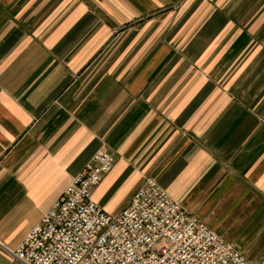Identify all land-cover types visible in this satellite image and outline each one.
<instances>
[{
  "label": "crops",
  "instance_id": "obj_1",
  "mask_svg": "<svg viewBox=\"0 0 264 264\" xmlns=\"http://www.w3.org/2000/svg\"><path fill=\"white\" fill-rule=\"evenodd\" d=\"M99 153L264 260V0H0V264Z\"/></svg>",
  "mask_w": 264,
  "mask_h": 264
},
{
  "label": "built area",
  "instance_id": "obj_2",
  "mask_svg": "<svg viewBox=\"0 0 264 264\" xmlns=\"http://www.w3.org/2000/svg\"><path fill=\"white\" fill-rule=\"evenodd\" d=\"M114 165L97 154L10 256L21 264H254L151 178L121 212L103 211L92 195Z\"/></svg>",
  "mask_w": 264,
  "mask_h": 264
}]
</instances>
